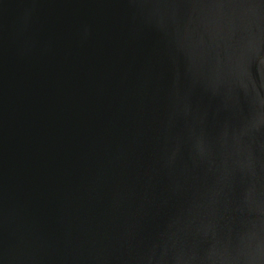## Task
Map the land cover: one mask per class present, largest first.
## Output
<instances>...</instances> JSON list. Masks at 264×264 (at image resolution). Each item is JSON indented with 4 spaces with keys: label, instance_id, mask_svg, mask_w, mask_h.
<instances>
[{
    "label": "water",
    "instance_id": "95a60500",
    "mask_svg": "<svg viewBox=\"0 0 264 264\" xmlns=\"http://www.w3.org/2000/svg\"><path fill=\"white\" fill-rule=\"evenodd\" d=\"M0 264H264V0H0Z\"/></svg>",
    "mask_w": 264,
    "mask_h": 264
}]
</instances>
